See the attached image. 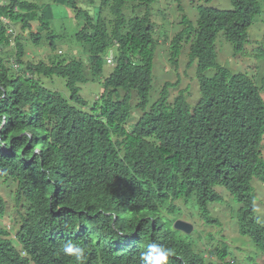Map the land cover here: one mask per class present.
Wrapping results in <instances>:
<instances>
[{"label": "trees", "instance_id": "obj_1", "mask_svg": "<svg viewBox=\"0 0 264 264\" xmlns=\"http://www.w3.org/2000/svg\"><path fill=\"white\" fill-rule=\"evenodd\" d=\"M127 1L155 0H102L111 4L109 20L69 0L84 19L75 37L85 57L25 60L20 35L17 65L0 57V180L15 184V200L25 207L15 233L0 225V264H76L61 249L69 239L86 250L84 264H140L149 243L172 249L169 264H242L229 258L226 244L208 257L190 233L174 227L176 200L195 201L205 221H217L209 208L224 198L218 188L239 203V230L264 256V219L255 214L252 186L253 177L264 180V97L251 77L218 63L216 47L222 31L234 53L244 54L264 0H231L228 10L200 5L195 21L183 15L169 52L174 64L184 46L197 59L200 95L193 105L182 92L170 100L167 82L149 105L154 29L148 11L126 17ZM36 8L28 0L0 4V47L11 43L9 23L31 29L25 11ZM29 34L38 41V33ZM54 37L50 32L51 49ZM256 56L264 57V32ZM105 60L113 69L89 102L80 83L99 75ZM52 76L64 78L68 97L44 85L42 77ZM132 91L143 113L130 126ZM6 206L0 192V219Z\"/></svg>", "mask_w": 264, "mask_h": 264}, {"label": "rangeland", "instance_id": "obj_2", "mask_svg": "<svg viewBox=\"0 0 264 264\" xmlns=\"http://www.w3.org/2000/svg\"><path fill=\"white\" fill-rule=\"evenodd\" d=\"M4 0H0V4ZM38 4V8L25 11L27 19L31 23V29L22 30L20 22L9 23L12 31L10 44L0 47V57L10 59L14 65L15 41L14 38L20 35V41L24 48L25 60L51 61L54 59H69L74 56L85 57L88 52L83 42L78 41L75 33L83 24V16L77 17L76 10L69 0H28ZM80 10L96 16L99 11L105 19L109 20L113 15L111 4L102 5V0H74ZM182 8H179L178 5ZM208 5L222 10L232 8L231 0H155L151 4L137 5L134 1H127L123 6V13L126 17L142 16L147 11L153 26L154 38L156 40L154 68L152 77V88L150 90L149 105L160 95L163 85L167 82L170 100L182 92L191 105L199 99V81L197 73V59L191 60L188 49L183 47L177 64L170 60L169 43L172 36L183 27V15H187L193 21L198 15V6ZM49 20L50 27L46 28L41 23L42 19ZM7 21V20H6ZM111 25L109 24V28ZM31 32L39 34L37 42L30 37ZM50 32L55 34L54 49H51ZM264 32V9L256 16L248 28L249 41L246 43L244 54H235L233 45L228 41L223 32L220 31L216 37L217 61L229 68L232 72H242L251 77L255 84L261 89L264 97V57L256 56L258 41L261 40ZM117 46L113 45L107 54H116ZM61 50V53H59ZM254 51V52H253ZM107 57V56H106ZM105 57V58H106ZM84 59V58H82ZM85 60V59H84ZM10 65H12L10 63ZM113 63L106 60L103 63L102 71L90 81L80 83V94L89 102H93L104 89L103 79L113 69ZM85 70V69H84ZM85 72V71H84ZM87 72V71H86ZM85 72V74H86ZM215 68L211 67L204 71L208 77L213 76ZM44 85L50 89L60 91L68 97L69 92L65 80L59 76L42 77ZM137 93L132 91L130 126L139 119L143 111L136 106ZM261 151L264 155V140L261 144ZM2 180V179H1ZM0 192L4 195L7 203L5 218L0 219V225L6 226L13 233L19 226L20 212L25 207L18 206L15 200V184L1 182ZM254 190L255 214L258 218L264 219V180L260 176L252 179ZM223 193V200L210 205V215L217 218V221L207 222L200 216L195 201L176 200L178 207V219L192 224L190 234L202 249H206V255L212 258V252L216 246L228 245L229 258L236 259L242 264H264V256L261 255L247 235L239 230L238 214L239 203L226 191L225 188H218ZM180 212L182 213L181 215ZM196 243V244H197ZM195 244V245H196ZM215 249V250H214Z\"/></svg>", "mask_w": 264, "mask_h": 264}, {"label": "clouds", "instance_id": "obj_3", "mask_svg": "<svg viewBox=\"0 0 264 264\" xmlns=\"http://www.w3.org/2000/svg\"><path fill=\"white\" fill-rule=\"evenodd\" d=\"M110 55V54H109ZM64 255L73 257L76 264H84L86 250L72 240H65L61 244ZM174 255L172 249L158 244L149 243L145 250L140 252V264H169V258Z\"/></svg>", "mask_w": 264, "mask_h": 264}, {"label": "water", "instance_id": "obj_4", "mask_svg": "<svg viewBox=\"0 0 264 264\" xmlns=\"http://www.w3.org/2000/svg\"><path fill=\"white\" fill-rule=\"evenodd\" d=\"M174 227L177 228V229H180L186 233H190L191 230H192V224L187 222V221H184V220H181V219H177L175 222H174Z\"/></svg>", "mask_w": 264, "mask_h": 264}, {"label": "built area", "instance_id": "obj_5", "mask_svg": "<svg viewBox=\"0 0 264 264\" xmlns=\"http://www.w3.org/2000/svg\"><path fill=\"white\" fill-rule=\"evenodd\" d=\"M109 56H110V58L108 59V61H111V56H112V53H110V55H109Z\"/></svg>", "mask_w": 264, "mask_h": 264}]
</instances>
